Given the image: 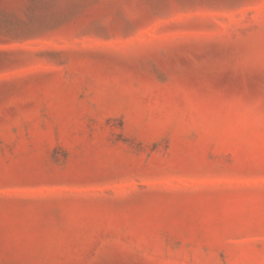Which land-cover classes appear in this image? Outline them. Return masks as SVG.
Masks as SVG:
<instances>
[{
  "label": "rangeland",
  "instance_id": "374dc122",
  "mask_svg": "<svg viewBox=\"0 0 264 264\" xmlns=\"http://www.w3.org/2000/svg\"><path fill=\"white\" fill-rule=\"evenodd\" d=\"M0 264H264V0H0Z\"/></svg>",
  "mask_w": 264,
  "mask_h": 264
}]
</instances>
